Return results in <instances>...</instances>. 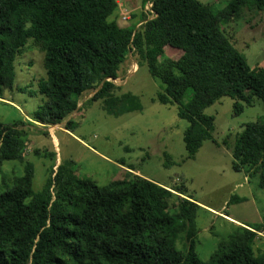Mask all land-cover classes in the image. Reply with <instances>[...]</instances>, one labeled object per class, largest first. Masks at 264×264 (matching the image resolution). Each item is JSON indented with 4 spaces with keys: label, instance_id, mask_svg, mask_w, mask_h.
Instances as JSON below:
<instances>
[{
    "label": "trees",
    "instance_id": "1",
    "mask_svg": "<svg viewBox=\"0 0 264 264\" xmlns=\"http://www.w3.org/2000/svg\"><path fill=\"white\" fill-rule=\"evenodd\" d=\"M146 2L153 17L143 14L139 26H120L110 19L116 0H0V99L14 87L16 57L33 40L45 70L37 92L30 93L43 97L33 121L63 122L79 109V98L94 90L89 100L121 115L132 109L131 99L110 96L109 80L136 52L163 86L155 100L177 105L178 118L187 122L182 140L186 158L193 159L210 138L213 117L202 113L205 107L221 97L235 101V114L243 108L240 102L250 106L257 98L264 105V66L250 68L221 29L244 8L263 10L264 0H228L219 10L197 0ZM167 47L180 57H163ZM20 125L0 123V164L20 157ZM72 126L67 120L65 129ZM228 138L222 144L230 150L231 168L257 178L264 191V116ZM51 174L34 192L27 164L0 193V264H264V252L253 251L264 223L236 226L202 261L195 253L201 209L195 202L180 198L170 208L169 189L129 172L105 186L78 178L63 165Z\"/></svg>",
    "mask_w": 264,
    "mask_h": 264
},
{
    "label": "rangeland",
    "instance_id": "2",
    "mask_svg": "<svg viewBox=\"0 0 264 264\" xmlns=\"http://www.w3.org/2000/svg\"><path fill=\"white\" fill-rule=\"evenodd\" d=\"M143 1L116 0L118 7L110 19L120 26H139L143 14L150 18L147 2ZM197 1L219 10L228 0ZM221 29L250 68L264 66V9L244 8ZM180 54L167 47L163 57L175 61ZM42 61L39 45L28 40L15 59L14 87L4 91L0 99V123L21 122L17 129L22 141L20 157L0 164V193L13 186L14 178L23 174L27 164L33 168L34 192L41 191L60 165L98 186L129 172L169 189L170 208L180 198L201 207L195 218V253L202 261L239 226L226 218L248 226L264 223V191L257 187V178L231 168L230 150L222 144L227 136L231 141L246 123L264 116L260 100L253 98L250 106L240 102L243 108L238 114L234 113L235 101L229 97L205 107L202 113L213 117L210 138L202 142L193 159H187L182 140L187 122L178 118L177 105H162L155 100L163 86L136 52L128 54L118 77L109 80L113 84L110 96L122 98L127 94L131 110L118 116L106 113L103 102L89 100L94 90L79 98L78 110L54 125L29 121L43 100L37 93L30 94L37 92L38 81L45 78ZM67 120L73 124L69 130L65 129ZM256 234L255 254L264 252V232ZM177 247L182 249L183 243L178 241Z\"/></svg>",
    "mask_w": 264,
    "mask_h": 264
},
{
    "label": "crops",
    "instance_id": "3",
    "mask_svg": "<svg viewBox=\"0 0 264 264\" xmlns=\"http://www.w3.org/2000/svg\"><path fill=\"white\" fill-rule=\"evenodd\" d=\"M28 120V119H27ZM29 121H31L32 123H34V124H37L36 122H33L32 120H29ZM213 211V210H212ZM230 217H228V218H226L227 220H229V221H231V223L233 224V225H239V226H244V224H241V223H239V222H237V221H235V220H233L232 218H230Z\"/></svg>",
    "mask_w": 264,
    "mask_h": 264
},
{
    "label": "built area",
    "instance_id": "4",
    "mask_svg": "<svg viewBox=\"0 0 264 264\" xmlns=\"http://www.w3.org/2000/svg\"><path fill=\"white\" fill-rule=\"evenodd\" d=\"M148 8V9H147ZM151 3L150 2H147V7H146V9H147V11L149 12V14H150V18L151 17H153L154 16V14H153V12L151 11Z\"/></svg>",
    "mask_w": 264,
    "mask_h": 264
}]
</instances>
